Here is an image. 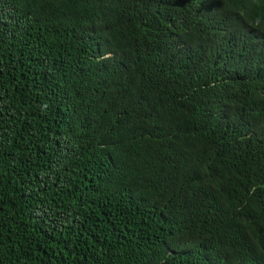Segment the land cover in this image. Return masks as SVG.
Instances as JSON below:
<instances>
[{"label":"trees","instance_id":"16d2710c","mask_svg":"<svg viewBox=\"0 0 264 264\" xmlns=\"http://www.w3.org/2000/svg\"><path fill=\"white\" fill-rule=\"evenodd\" d=\"M0 264H264V0H0Z\"/></svg>","mask_w":264,"mask_h":264}]
</instances>
